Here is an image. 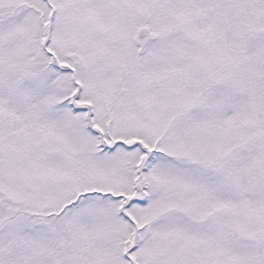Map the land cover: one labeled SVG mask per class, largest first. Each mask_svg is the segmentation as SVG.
Segmentation results:
<instances>
[{
    "label": "snow or ice",
    "instance_id": "6c2138e0",
    "mask_svg": "<svg viewBox=\"0 0 264 264\" xmlns=\"http://www.w3.org/2000/svg\"><path fill=\"white\" fill-rule=\"evenodd\" d=\"M0 264H264V0H0Z\"/></svg>",
    "mask_w": 264,
    "mask_h": 264
}]
</instances>
